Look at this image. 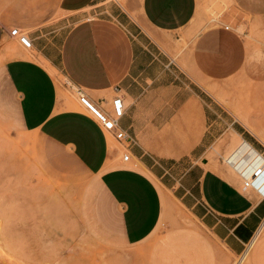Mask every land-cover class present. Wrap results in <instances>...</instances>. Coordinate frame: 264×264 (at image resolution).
<instances>
[{
	"label": "crops",
	"instance_id": "crops-1",
	"mask_svg": "<svg viewBox=\"0 0 264 264\" xmlns=\"http://www.w3.org/2000/svg\"><path fill=\"white\" fill-rule=\"evenodd\" d=\"M109 1L0 0V124L27 138L44 136L63 149L67 165L74 160L89 174L80 206L89 236L119 246L151 239L162 192L172 189L215 238L242 253L264 222V197L201 161L225 130L245 129L225 119L199 81L236 74L247 39L226 22L207 20L209 0H126V8ZM231 1L240 13L225 11L224 18L249 16L244 24L264 34V0ZM14 26L33 39L29 54L13 49ZM184 31L196 35L179 62L173 37ZM60 72L98 105L123 95L119 122L136 140L130 161L115 138L119 145L110 147L85 106L68 109L60 100Z\"/></svg>",
	"mask_w": 264,
	"mask_h": 264
},
{
	"label": "rangeland",
	"instance_id": "rangeland-1",
	"mask_svg": "<svg viewBox=\"0 0 264 264\" xmlns=\"http://www.w3.org/2000/svg\"><path fill=\"white\" fill-rule=\"evenodd\" d=\"M116 1L126 8V0ZM230 10L240 13L231 0H209L206 17L211 24L226 22L244 34L248 42L246 62L229 78L199 82L225 108V119H236L235 127H242L245 133L225 130L201 161L247 191L242 178L238 180L222 157H227L236 136L254 141L251 143L264 151V34L258 33L255 25L248 28L244 24L249 16L225 19L224 12ZM195 35L192 31L174 35L177 50L173 57L177 61ZM10 43L14 50L21 45L22 52L29 54L18 40ZM58 77L60 100L70 103L68 109L81 106L75 92L64 83L66 76L60 72ZM26 134L13 130L10 124H0V264H151V249L152 264H241L246 251L243 264H264V230L251 249L247 245L242 253L232 252L172 189L162 192L163 215L151 239L119 246L89 236L80 213L89 174L74 160L72 168L67 165L63 149L44 136L35 132L27 138ZM106 134L111 148L119 145Z\"/></svg>",
	"mask_w": 264,
	"mask_h": 264
},
{
	"label": "built area",
	"instance_id": "built-area-1",
	"mask_svg": "<svg viewBox=\"0 0 264 264\" xmlns=\"http://www.w3.org/2000/svg\"><path fill=\"white\" fill-rule=\"evenodd\" d=\"M10 33L25 48L34 49L33 39L26 30L14 26L11 28ZM64 83L75 92L79 102L92 114L101 129L105 133L111 134L121 144L123 160L130 161L133 158L131 145L136 140L119 122L125 110L123 95L118 93L112 97L108 105H98L92 101L81 85L74 83L68 77H66ZM262 153L264 154V151L261 153L254 152L251 147H248L243 152L237 154L233 152L227 157H222V160L233 166L242 175V183L245 188L254 190L259 196L264 197V156Z\"/></svg>",
	"mask_w": 264,
	"mask_h": 264
},
{
	"label": "bare ground",
	"instance_id": "bare-ground-1",
	"mask_svg": "<svg viewBox=\"0 0 264 264\" xmlns=\"http://www.w3.org/2000/svg\"><path fill=\"white\" fill-rule=\"evenodd\" d=\"M27 50H31V49H28V48H26ZM20 55V54H19ZM25 56V55H24ZM257 136V135H256ZM257 138L259 139V140H261L260 139V137L259 136H257ZM262 143H263V141H261ZM231 149H230V151H229V153L227 154V156H229L230 154H232L233 152H236V154L238 153V152H243L246 148H248V147H251L252 149H253V151L254 152H256L257 150L247 141V140H245V139H242V140H240V138L239 137H237L236 136V138L233 140V142L231 143ZM237 150V151H236ZM229 166H231V165H229ZM234 170H235V174L236 175H238L237 177H238V180H241V178H242V175L233 167V166H231ZM240 182V181H239ZM247 189V188H246ZM264 230V222H263V224L261 225V227H260V229L258 230V232L255 234V236L253 237V239H252V241H251V243H249L248 244V247H249V249H251V247L257 242V240L259 239V237H260V235H261V233H262V231ZM248 249V250H249ZM248 253H249V251H246V253H244V255H243V258H242V260H241V264H243V260L246 258V256L248 255ZM113 259H114V257H112ZM115 260V259H114ZM113 260V261H114ZM121 260V258L119 259V261ZM116 261V260H115ZM114 263V262H113ZM112 263V264H113ZM117 263V262H116ZM120 263V262H119ZM121 264V263H120Z\"/></svg>",
	"mask_w": 264,
	"mask_h": 264
}]
</instances>
